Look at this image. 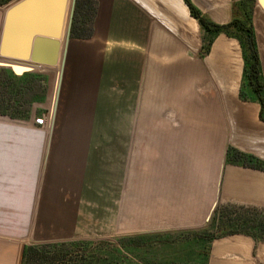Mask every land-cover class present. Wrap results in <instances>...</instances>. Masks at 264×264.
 <instances>
[{
	"label": "crops",
	"instance_id": "crops-1",
	"mask_svg": "<svg viewBox=\"0 0 264 264\" xmlns=\"http://www.w3.org/2000/svg\"><path fill=\"white\" fill-rule=\"evenodd\" d=\"M17 1L0 4V40ZM90 1L88 36L70 35V0L59 61L21 62L43 78L44 100L0 114V264H21L27 246L133 234L153 236L159 264L178 250L187 261L182 249L195 264H264V238L199 236L219 208L264 211V169L225 162L231 146L264 165L237 41L219 34L205 50L184 0ZM190 1L224 24L235 0Z\"/></svg>",
	"mask_w": 264,
	"mask_h": 264
},
{
	"label": "trees",
	"instance_id": "trees-1",
	"mask_svg": "<svg viewBox=\"0 0 264 264\" xmlns=\"http://www.w3.org/2000/svg\"><path fill=\"white\" fill-rule=\"evenodd\" d=\"M9 1L11 0H0V4ZM184 2L202 30L205 50L211 47L219 34L237 41L243 60L242 85L250 89L253 100L259 104V118L264 120V81L252 19L255 0H235L232 4L231 19L224 24L211 21L190 0ZM91 10L90 0H76L70 27L71 36L89 35ZM41 80V75L33 71L16 75L9 67L0 68V114L14 118L25 117L32 104L45 98L46 85L42 84ZM242 94L241 90L243 97ZM225 162L264 169L259 158L231 146L225 153ZM199 232L204 246H208L213 238L221 234L235 232L250 233L255 240H260L264 238V211L237 207L219 208L215 210L209 226ZM195 234L192 233L193 243L189 244V247L196 244ZM153 246V236L149 234L119 236L114 240H75L37 247L27 246L24 248L21 264H159L154 260ZM178 252L179 250L175 256L177 260L166 263L195 264L190 262L188 249H182V252H186L187 261L180 262Z\"/></svg>",
	"mask_w": 264,
	"mask_h": 264
},
{
	"label": "water",
	"instance_id": "water-1",
	"mask_svg": "<svg viewBox=\"0 0 264 264\" xmlns=\"http://www.w3.org/2000/svg\"><path fill=\"white\" fill-rule=\"evenodd\" d=\"M264 13V0H255ZM69 0H18L6 12L0 40V65L19 74L36 66H53L61 53ZM29 61L31 65H23Z\"/></svg>",
	"mask_w": 264,
	"mask_h": 264
},
{
	"label": "rangeland",
	"instance_id": "rangeland-1",
	"mask_svg": "<svg viewBox=\"0 0 264 264\" xmlns=\"http://www.w3.org/2000/svg\"><path fill=\"white\" fill-rule=\"evenodd\" d=\"M259 18L264 19V13L259 9L258 6H256V3H255L254 8H253V18H252L253 25H254L255 33L258 36V39L260 42V48L262 49V52L264 53V25L261 23ZM16 117L21 118L18 116Z\"/></svg>",
	"mask_w": 264,
	"mask_h": 264
},
{
	"label": "built area",
	"instance_id": "built-area-1",
	"mask_svg": "<svg viewBox=\"0 0 264 264\" xmlns=\"http://www.w3.org/2000/svg\"><path fill=\"white\" fill-rule=\"evenodd\" d=\"M34 123L39 124V125H43L44 124V117L40 116L38 118H35Z\"/></svg>",
	"mask_w": 264,
	"mask_h": 264
}]
</instances>
